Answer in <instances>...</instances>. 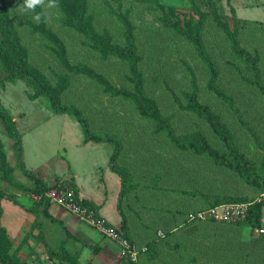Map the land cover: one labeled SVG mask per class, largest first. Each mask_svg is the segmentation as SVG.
Wrapping results in <instances>:
<instances>
[{"label": "rangeland", "instance_id": "374dc122", "mask_svg": "<svg viewBox=\"0 0 264 264\" xmlns=\"http://www.w3.org/2000/svg\"><path fill=\"white\" fill-rule=\"evenodd\" d=\"M1 1L28 67L59 90L62 103L81 111L92 132L121 136L116 166L123 173L120 183L109 167L110 143L84 142L81 126L72 115L55 112L42 92L4 70L0 59V100L19 132L17 143L0 122V142L11 167L5 173L0 166V196L9 198L0 200L5 216L15 207L17 194L43 202L23 187L37 185L24 168L43 182L55 176L54 181L72 186L78 172L85 188H74L82 201L92 203L96 211L99 205V212L112 224L120 219L119 204L135 245L149 242L139 264L143 260L145 264H264V231L188 220L189 213L205 209L194 210L206 204L228 198L264 201V192L210 157L176 149L153 119L137 112L132 99L115 95L113 88L132 90L127 60L100 50L73 18L80 16L113 45L126 47V33L133 37L143 92L169 118L180 140L199 142L204 136L213 147L225 149L208 122L187 108L188 94L196 90L197 99L233 132L238 149L258 163L264 156V97L250 83L247 64L231 51L226 31H236L240 45L257 57L264 84V0H40L33 9H25V0ZM199 19L203 45L217 67L216 83L231 95L261 146L228 105L207 89L205 64L175 28L192 30ZM1 51L12 58L0 29ZM82 189L90 199L82 197ZM33 207L31 219L10 238L7 256L34 264H72L58 252L64 233L51 220L49 206ZM162 212L171 217L166 228L160 226L167 223ZM5 222L11 227L13 219L5 217ZM75 229L94 241L102 235L78 219ZM157 229L163 236L157 238ZM6 234L10 237L7 228Z\"/></svg>", "mask_w": 264, "mask_h": 264}, {"label": "trees", "instance_id": "16d2710c", "mask_svg": "<svg viewBox=\"0 0 264 264\" xmlns=\"http://www.w3.org/2000/svg\"><path fill=\"white\" fill-rule=\"evenodd\" d=\"M73 18L79 30L82 31L84 34H86V36L90 40H92L100 50L109 52L121 59L127 60L129 70L132 74V81H133L132 90H128L125 88H113L112 91L115 95H119L122 98L132 99L136 105L137 112L142 117L153 119L156 122L157 126L165 132L166 137L170 142V144L174 146L176 149L181 151H190L197 155L210 157L215 162L225 166L230 171L235 172L242 179L244 183L249 184L250 186L254 187L256 190H259L260 192H264V156H262L260 161L257 163L256 161H254L251 158H248L244 153H242L238 149L234 141L233 132L229 130L226 127V125L219 119V115L217 113L212 111L205 103H201L197 99L196 90H192L188 94L187 108L194 111L196 114L202 116L208 122L212 131L223 143V146L225 148L224 150H219L213 147L204 136L201 137L199 142L193 140L184 142L174 134L169 123V118L162 116L159 113L158 109L156 108L155 102L143 92V88H142L143 78L141 76L139 69L136 66L135 43L133 37L130 34L126 33L125 36L127 42L126 47L113 45L110 44L109 42H106L101 37V35L97 34L90 25L86 24L82 20L80 16H73ZM202 24L203 21L199 19L192 30L179 28V25L175 26V28L179 30L183 38L192 45L199 60L205 64L208 70V77L206 80L207 89L211 91L213 94H215L218 98L222 99L228 105V107L236 114L239 123L253 137L256 144L258 146H261L258 137L254 132L251 124H249L248 121L244 120L240 116L239 109L237 108L231 95L226 93L216 83L217 67L213 58L207 53L203 45L202 36H201ZM0 29L2 31L3 39L4 42L6 43L7 49L10 51L12 55V58L8 59L2 51L0 52V59L4 70L8 72H12L17 76L25 78L26 80L30 81L33 86H35L40 92H42L48 98L50 106L55 112H64L72 115L73 118H75L81 126L84 142L96 141V142L110 143L112 145V152L109 157V167L113 172H115L118 175V177L120 178V183H122L123 173L116 166L117 158L122 149L121 136L118 134L103 135L102 133L92 132L88 126L86 118L81 113V111L78 108H76L74 105L62 103L59 100V94H57L56 92L59 90L57 88L56 91L52 89V86L48 84L47 80L43 76H39L32 69L28 67L24 51L17 40L15 30L11 25V23L9 22L6 10L1 0H0ZM226 32L229 37L231 51L235 55L240 57L247 64L248 69L252 75L250 83L264 97V84L260 78V71L258 67L257 57L251 52H249L246 48L240 45L239 40L236 36V31H232L228 29ZM82 68H77V69H82ZM88 72L91 71L89 70ZM0 122L6 134L11 138L16 139V142L19 143V132L15 127L12 116L3 106L1 100H0ZM0 166L5 168L4 170L5 173H9L11 170V167L6 161L5 152L2 148L1 142H0ZM24 173L29 178H33L37 182V185L31 188L26 186L23 187L27 189L29 192L35 194L36 197H41L43 200V202L40 200L38 202H34L33 205L43 204L44 207H48L50 204L48 202L49 201L48 198L46 197V192L50 188L55 187V185L58 183V180H55L54 184L50 186L49 182H43L40 178L35 177L31 170H27L24 168ZM3 198L6 197L0 196V200ZM16 201L17 200L14 197L13 202L16 203ZM239 201L244 202L245 200L228 198L223 201L206 204L205 206L196 208L194 210L207 208L224 202H239ZM82 203L90 208H93L92 207L93 204L90 202L82 201ZM263 204L264 201L262 199L249 202L244 219H242L241 221H237L235 223H226V222H220V223L245 225V226H249L250 228H255L257 230L259 228H262L261 232H263L264 231ZM117 209L120 214V225L118 228L124 233L127 239L134 242L133 237L131 236L132 232L130 233L127 227V226L130 227L128 217L121 210L119 204H117ZM162 213L165 216V213L164 212ZM0 214H2L1 201H0ZM165 219L167 220L166 224H164L165 221H163L164 223L162 222L160 223V226L164 228L168 227L169 224L171 223L169 221L171 217L168 216L167 214L165 216ZM200 222H215V221L207 220ZM0 229H2V235H3L2 236L3 238H0V264H34L32 262L30 263L26 261L16 260L12 256H7L8 253L7 250L10 245V237H8V235L6 234V228L3 225H0ZM157 230L155 234L157 235L158 238L161 236H158ZM145 243L144 245L138 246V248L140 249L138 254V264L140 263V258L142 259L143 252L149 247L148 245L149 242L146 244ZM63 257L72 264H78V262H76L77 260L75 258L73 259V257H70L66 254H64ZM152 258H154V256ZM145 263L146 262L143 260V264Z\"/></svg>", "mask_w": 264, "mask_h": 264}, {"label": "crops", "instance_id": "0c3cea01", "mask_svg": "<svg viewBox=\"0 0 264 264\" xmlns=\"http://www.w3.org/2000/svg\"><path fill=\"white\" fill-rule=\"evenodd\" d=\"M76 179L77 182L74 183L73 186L82 185L83 182L81 180V175L78 172L76 173ZM82 187H84V185H82ZM80 194L83 198L90 199V196L87 193L85 194L83 192V189L80 190ZM32 197L29 194H17L15 207L10 208L11 210L8 211L9 214H7V216H5L6 211L4 212L3 206L1 204L2 225L7 228L10 238H14L15 236H17L19 232L22 231L20 228L22 223L27 222L29 221V219H31V212L33 209H35L33 207L34 200ZM91 199L96 201L94 196ZM99 211L100 208L98 205L97 213L104 217V215H102ZM48 212L52 214L51 220H53V223L62 226L61 229L64 233V236L61 238L62 241H60L61 244L59 245L58 252H63V254H66L70 257L77 256L78 258L75 259L77 260L78 264H126V262H124V260L120 258L118 254V247L115 242L112 243L108 240L103 241V235H101V238H99V240L94 241L91 237L77 231V229H75L77 218L54 203L49 205ZM14 215L17 217H15ZM5 217L7 218V220L13 219L11 227L8 225V223H3V218ZM109 223L112 224L111 222ZM112 225L119 227L120 219L116 224ZM127 227L129 232L131 233V227ZM55 252H57V250Z\"/></svg>", "mask_w": 264, "mask_h": 264}, {"label": "built area", "instance_id": "2783aa9c", "mask_svg": "<svg viewBox=\"0 0 264 264\" xmlns=\"http://www.w3.org/2000/svg\"><path fill=\"white\" fill-rule=\"evenodd\" d=\"M46 197L51 203L58 205L63 210L75 216L109 238L118 247V254L126 264H138L139 248L134 242L127 239L124 233L116 226L110 224L97 211L84 205L78 197L74 186L64 181H58L55 187L46 192ZM249 202H224L202 210L189 213L188 220L235 223L244 219ZM259 232L262 228L258 229ZM158 236L163 232L157 231Z\"/></svg>", "mask_w": 264, "mask_h": 264}, {"label": "clouds", "instance_id": "9594fccd", "mask_svg": "<svg viewBox=\"0 0 264 264\" xmlns=\"http://www.w3.org/2000/svg\"><path fill=\"white\" fill-rule=\"evenodd\" d=\"M40 3V0H25V9H33L35 8V6ZM37 20L40 19V15L38 14L36 17H35Z\"/></svg>", "mask_w": 264, "mask_h": 264}, {"label": "water", "instance_id": "95a60500", "mask_svg": "<svg viewBox=\"0 0 264 264\" xmlns=\"http://www.w3.org/2000/svg\"><path fill=\"white\" fill-rule=\"evenodd\" d=\"M54 179H55V176H53V177L51 178V180L49 181V185H50V186H52V185L54 184Z\"/></svg>", "mask_w": 264, "mask_h": 264}]
</instances>
